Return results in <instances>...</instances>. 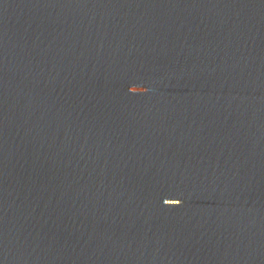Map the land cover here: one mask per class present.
I'll return each instance as SVG.
<instances>
[{"label":"water","instance_id":"1","mask_svg":"<svg viewBox=\"0 0 264 264\" xmlns=\"http://www.w3.org/2000/svg\"><path fill=\"white\" fill-rule=\"evenodd\" d=\"M0 264H264V0H0Z\"/></svg>","mask_w":264,"mask_h":264}]
</instances>
